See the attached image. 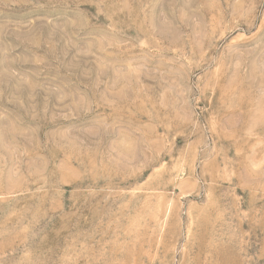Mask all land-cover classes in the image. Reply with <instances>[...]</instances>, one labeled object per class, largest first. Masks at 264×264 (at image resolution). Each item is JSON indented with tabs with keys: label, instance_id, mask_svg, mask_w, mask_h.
I'll return each mask as SVG.
<instances>
[{
	"label": "rangeland",
	"instance_id": "obj_1",
	"mask_svg": "<svg viewBox=\"0 0 264 264\" xmlns=\"http://www.w3.org/2000/svg\"><path fill=\"white\" fill-rule=\"evenodd\" d=\"M0 264H264V0H0Z\"/></svg>",
	"mask_w": 264,
	"mask_h": 264
}]
</instances>
